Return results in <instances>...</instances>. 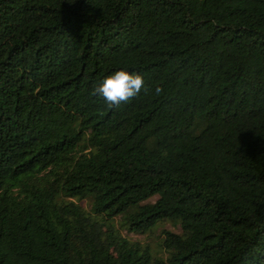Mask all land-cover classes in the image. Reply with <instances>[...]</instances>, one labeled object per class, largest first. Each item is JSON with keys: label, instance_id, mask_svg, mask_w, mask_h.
<instances>
[{"label": "trees", "instance_id": "1", "mask_svg": "<svg viewBox=\"0 0 264 264\" xmlns=\"http://www.w3.org/2000/svg\"><path fill=\"white\" fill-rule=\"evenodd\" d=\"M0 264H264V0H0Z\"/></svg>", "mask_w": 264, "mask_h": 264}, {"label": "clouds", "instance_id": "2", "mask_svg": "<svg viewBox=\"0 0 264 264\" xmlns=\"http://www.w3.org/2000/svg\"><path fill=\"white\" fill-rule=\"evenodd\" d=\"M145 89L142 74L130 72L124 68L114 71L92 89L93 94L103 97L109 108L119 107L137 97ZM160 89H157L159 92Z\"/></svg>", "mask_w": 264, "mask_h": 264}, {"label": "rangeland", "instance_id": "3", "mask_svg": "<svg viewBox=\"0 0 264 264\" xmlns=\"http://www.w3.org/2000/svg\"><path fill=\"white\" fill-rule=\"evenodd\" d=\"M160 228H167V229H170L173 231L178 230L177 225H174L169 221H162V222L157 223L156 226L153 227L152 229H150L146 232H143V233H134L131 231L127 232L121 228L119 229V232L122 235H124L130 239H136L141 243L147 244L148 246H150L153 249H157V242H158V238H159L158 231Z\"/></svg>", "mask_w": 264, "mask_h": 264}]
</instances>
